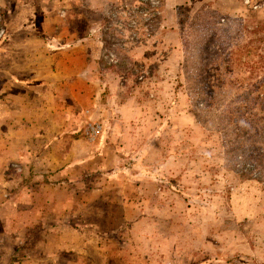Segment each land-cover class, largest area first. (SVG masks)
<instances>
[{"label":"rangeland","instance_id":"obj_1","mask_svg":"<svg viewBox=\"0 0 264 264\" xmlns=\"http://www.w3.org/2000/svg\"><path fill=\"white\" fill-rule=\"evenodd\" d=\"M31 1L0 10V264H264V0Z\"/></svg>","mask_w":264,"mask_h":264},{"label":"crops","instance_id":"obj_2","mask_svg":"<svg viewBox=\"0 0 264 264\" xmlns=\"http://www.w3.org/2000/svg\"><path fill=\"white\" fill-rule=\"evenodd\" d=\"M32 5H33V1H31V0H29V2H26V0H15V3L12 2L11 0H2V1H0V10L8 11V10L19 9L20 11H24V10H27V8L30 9L31 7H33ZM3 16H5V13L3 14ZM10 21H11L10 18L9 19L7 18L5 21H3V23H4L3 25H4V27H6L5 28V32H6L5 38L7 40L6 43H10L11 40L13 41V38H11L9 36V35H11V33L9 32V25H10L9 22ZM44 35H45V33L39 34L37 30H30L29 29L28 31L25 32V35L22 34L21 37L19 39H17L16 43H17L18 50L16 52H17V57H19V60H21V62L19 61L18 65H17V69H10V68L7 69V71L10 72V75L17 74L19 76H22L23 74H29L31 72V70L26 71L27 64L25 63V59L27 58V56L25 55L23 47L25 46V43H27V42H29V40H31V38H33L34 40L42 39L44 37ZM84 37L85 36H83V38ZM6 43H5V45H6ZM11 48H13V45L10 46V44H9L8 56L10 55ZM33 72L35 73V74H33V76L36 79L35 75H38V69L37 70L34 69ZM18 78H20L21 81H27V78H21V77H18ZM29 79H31L30 76H29ZM35 83H34V89H35ZM37 86L41 87L40 81L37 83ZM2 221H4V224L1 226L5 227L7 225V222L5 219H3Z\"/></svg>","mask_w":264,"mask_h":264},{"label":"trees","instance_id":"obj_3","mask_svg":"<svg viewBox=\"0 0 264 264\" xmlns=\"http://www.w3.org/2000/svg\"><path fill=\"white\" fill-rule=\"evenodd\" d=\"M115 11L117 12L116 14L119 16V11L120 10H125L126 11V16H128L129 21L132 23L137 22V18L139 16H144L146 17L145 19L151 20V15L153 11L155 10V6L152 5L150 0H140L139 4L130 8L126 5L124 6H115ZM149 16V17H147ZM131 23L129 24L131 26Z\"/></svg>","mask_w":264,"mask_h":264}]
</instances>
